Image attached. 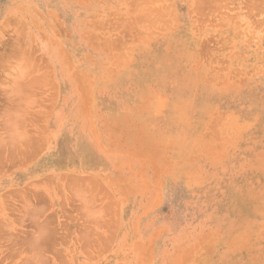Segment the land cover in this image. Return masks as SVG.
I'll list each match as a JSON object with an SVG mask.
<instances>
[{
    "label": "rangeland",
    "instance_id": "rangeland-1",
    "mask_svg": "<svg viewBox=\"0 0 264 264\" xmlns=\"http://www.w3.org/2000/svg\"><path fill=\"white\" fill-rule=\"evenodd\" d=\"M0 264H264V0H0Z\"/></svg>",
    "mask_w": 264,
    "mask_h": 264
},
{
    "label": "bare ground",
    "instance_id": "bare-ground-1",
    "mask_svg": "<svg viewBox=\"0 0 264 264\" xmlns=\"http://www.w3.org/2000/svg\"><path fill=\"white\" fill-rule=\"evenodd\" d=\"M149 1H150V0H149ZM153 1H154V0H152V3H153ZM156 2H157V1H156ZM150 4H151V3H150ZM151 8H152V7H151ZM138 13H139V12H138ZM136 14H137V13H136ZM139 14H140V13H139ZM134 17H135V16H134ZM118 19H119V18H118ZM116 21H117V20H116ZM110 22H111V21H110ZM139 22H140V21H139ZM141 23L143 24V22H141ZM145 23H146V22H145ZM142 24H141V25H142ZM112 25H113V24H112ZM116 26H117V25H116ZM150 27H151V26H150ZM150 27H149V28H150ZM155 27H156V26H155ZM109 28H110V27H109ZM109 28H108V29H109ZM112 28H113V27H112ZM116 29H117V28H116ZM114 30H115V29H114ZM134 30H135V29H134ZM119 32H120V31H119ZM123 32H125V31H123ZM131 32H133V31H131ZM142 33H143V32H142ZM123 35H124V34H123ZM130 35H131V34H130ZM115 36H116V35H115ZM117 36H118V35H117ZM117 36H116V37H117ZM131 36H132V35H131ZM134 37H135V35L133 36V39H134ZM118 38H119V37H118ZM143 38H144V37H143ZM144 39H145V38H144ZM118 40H119V39H118ZM127 40H128V39H127ZM134 40L138 41L137 39H134ZM119 42H120V41H119ZM108 43H109V42H108ZM113 43H114V42H113ZM113 43H112V44H113ZM110 44H111V43H110ZM115 44H116V43H115ZM123 44H124V43H123ZM105 45H106V44H105ZM105 45H104V46H105ZM115 46H116V45H115ZM107 47H108V46H107ZM109 47H110V45H109ZM108 49H109V48H108ZM115 49H117V48H115ZM115 49H114V50H115ZM128 49H129V48H128ZM120 50H121V49H120ZM120 50H119V51H120ZM122 51H123V50H122ZM126 51H127V50H126ZM118 53H119V52H118ZM122 54H124V53H122ZM123 56H124V55H123ZM119 57H120V56H119ZM119 57H118V58H119ZM121 57H122V56H121ZM121 57H120V58H121ZM122 58H123V57H122ZM115 59H116V58H115ZM115 59H114V60H115ZM123 59H124V58H123ZM112 60H113V59H112ZM116 60H117V59H116ZM120 60H121V59H120ZM120 60H119V61H120ZM124 60H126V59H124ZM117 62H118V60H117ZM33 63H34V62H33ZM113 63H114V61H113ZM115 64H116V63H115ZM109 67H110V66H109ZM109 72H110V71H109ZM85 82H86V81H85ZM88 82H90V81H88ZM88 82H86V83L89 85ZM87 84H86V85H87ZM222 123H223V122H222ZM213 129H214V128H213ZM37 146H38V145H37ZM34 148H35V147H34ZM34 148H33V150H34ZM35 149H36V148H35ZM36 150H37V149H36Z\"/></svg>",
    "mask_w": 264,
    "mask_h": 264
}]
</instances>
